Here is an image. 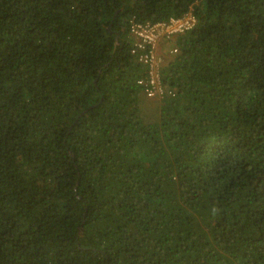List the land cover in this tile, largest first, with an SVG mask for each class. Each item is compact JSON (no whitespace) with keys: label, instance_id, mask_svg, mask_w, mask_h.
<instances>
[{"label":"trees","instance_id":"16d2710c","mask_svg":"<svg viewBox=\"0 0 264 264\" xmlns=\"http://www.w3.org/2000/svg\"><path fill=\"white\" fill-rule=\"evenodd\" d=\"M0 264H264V0H0Z\"/></svg>","mask_w":264,"mask_h":264},{"label":"built area","instance_id":"2783aa9c","mask_svg":"<svg viewBox=\"0 0 264 264\" xmlns=\"http://www.w3.org/2000/svg\"><path fill=\"white\" fill-rule=\"evenodd\" d=\"M194 23V16L186 12L180 16H169L165 20L155 22H141L130 18L129 33L133 37L131 52L137 53L138 61L147 67L145 79H139L143 91L147 97H162L166 90L160 76V65L163 61L159 51L160 43L170 39L177 33L190 30ZM169 53L176 52L175 48L168 50Z\"/></svg>","mask_w":264,"mask_h":264}]
</instances>
